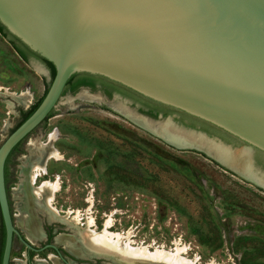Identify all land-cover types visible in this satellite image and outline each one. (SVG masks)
Segmentation results:
<instances>
[{"label": "water", "instance_id": "obj_1", "mask_svg": "<svg viewBox=\"0 0 264 264\" xmlns=\"http://www.w3.org/2000/svg\"><path fill=\"white\" fill-rule=\"evenodd\" d=\"M0 25L53 66L38 104L0 143V264H9L14 237L25 248L39 250L14 226L4 161L54 109L67 79L77 75L103 78L171 111L152 120L158 130L168 125L176 137H201L229 152L238 145L236 151L245 154L261 184L199 148L176 147L199 150L264 190V170L254 163L258 156L264 166V0H0ZM113 97L127 105V99ZM173 111L234 140L179 125ZM131 112L148 125L150 119ZM45 247L62 264H71L53 243Z\"/></svg>", "mask_w": 264, "mask_h": 264}, {"label": "rangeland", "instance_id": "obj_2", "mask_svg": "<svg viewBox=\"0 0 264 264\" xmlns=\"http://www.w3.org/2000/svg\"><path fill=\"white\" fill-rule=\"evenodd\" d=\"M49 79V73H42L34 63L22 62L0 37V143L20 112L41 96ZM5 90L26 94L13 99ZM135 117L119 98H106L84 87L63 93L51 115L20 142L8 162L6 189L20 234L25 236L20 224L24 197L20 189L23 169L29 163L28 144L37 139L45 142L51 134L61 157L46 162V175L38 177L37 183L58 177L60 187L52 204L60 214L66 210L82 214L89 208L93 229L102 230L110 216L111 231L129 233L135 244L165 249L178 242L185 248L184 255L196 258L197 264H264V190L199 150L168 143L136 123ZM155 121L148 120V125L158 130ZM194 139L218 146L201 137ZM235 147L237 152L239 146ZM36 210L30 212L41 231H49L48 241L61 247L71 264H121L69 253L55 238L66 234L74 241L76 226ZM45 237L33 244L41 246ZM23 252L24 246L14 237L10 264L24 260ZM31 253L30 264L41 260L50 264L54 256L50 249Z\"/></svg>", "mask_w": 264, "mask_h": 264}, {"label": "bare ground", "instance_id": "obj_3", "mask_svg": "<svg viewBox=\"0 0 264 264\" xmlns=\"http://www.w3.org/2000/svg\"><path fill=\"white\" fill-rule=\"evenodd\" d=\"M4 92L13 99L21 98L26 94V92L23 91L18 94L9 93L6 90ZM6 105L10 106L9 101ZM134 121L143 127L149 128L141 119H135ZM167 129L169 130L168 125H162V129L158 131L150 128V130L169 143L175 146H194L199 148L237 174L253 179L261 184V180L254 177L251 173L244 153L242 154V152H240L241 155H238L237 152H229L220 146L212 147L210 144L195 139L188 140L179 138L169 133ZM53 140L50 134L48 140L45 142L38 141L37 139L35 142H30L28 144L29 163L23 169L24 177L20 189L24 194L21 202L22 212L20 213V224L26 238L30 242H33L43 235L38 220L34 218L30 212L33 208V211L37 209L45 212L50 219L56 218L67 222L69 225L76 226L77 236L75 235L76 239L74 241L72 240L73 238L66 234H60L55 238L57 243L75 256H99L114 260L121 264H197L195 261L196 258L189 259L184 255L185 248L180 247L179 244H177L178 242H176L171 249H165L159 246L135 244L130 239L129 233L111 231L109 229L111 227L110 216L106 217L107 220L102 230L93 229L95 223L93 218L88 215L89 208L82 214H80L79 211L70 210H66L60 214V211L52 204L54 194L60 187L58 177L53 181L42 180L39 185L37 183L38 177L46 175V162L49 159L59 160L61 157L54 149ZM91 199L92 198H89L87 200L89 207L92 203ZM57 259L56 256L51 257L53 264H60ZM38 263L45 264V261L41 260Z\"/></svg>", "mask_w": 264, "mask_h": 264}, {"label": "trees", "instance_id": "obj_4", "mask_svg": "<svg viewBox=\"0 0 264 264\" xmlns=\"http://www.w3.org/2000/svg\"><path fill=\"white\" fill-rule=\"evenodd\" d=\"M0 33H2V35H6V32L4 30V28L0 25ZM10 41L12 42V44H14V49L16 50V52H18V54L20 55V57L22 59L25 60V55H24V50L26 51V48H24L22 45H20L18 42H16V40L10 36ZM15 42L19 45V46H22L21 48L17 45H15ZM34 56H36L35 54H33ZM37 58H39L41 60V62L44 64V66L46 67V69L48 70V73H49V78L51 79L52 75H53V66L47 62L46 60L36 56ZM49 79V81H50ZM94 80H95V76H88V75H77L75 77H72L70 79H67L66 83H65V86L63 88V92L62 93H65V92H73L75 91L79 86H87V87H90L92 88L93 87V84H94ZM99 81L101 82V88L104 92H106L107 94L110 93L111 89L114 88L120 92H123L124 94H127V95H130L132 97H135L141 101H143L144 103L147 104L148 108H147V112L148 114L152 115V116H155V113L162 109L163 110V114H166L168 112V110L161 106H158L157 104L149 101V100H146V99H143V98H140V96H137L135 94H133V92L125 89V88H122L121 86H118V85H113L111 84L109 81L107 82V80H103V78H99ZM48 86V83L45 85L44 89H43V92L41 94V96L35 101L33 102L26 110L24 111H21L20 114H19V118L18 120L16 121V123L14 124L13 128L15 126H17L34 108L35 106L38 104V102L40 101L41 97L43 96L46 88ZM52 111H50L47 116L44 118V120L46 118H48L50 115H51ZM43 120V121H44ZM42 121V122H43ZM41 122V123H42ZM192 123V122H190ZM202 127L203 129L205 130H210L211 128L209 126H207L206 124H202ZM12 128V129H13ZM223 137L225 139L226 136L223 135ZM22 141V140H21ZM20 141V142H21ZM20 142H18L11 150L10 152L8 153L5 161H4V167H3V175H4V182L6 183L7 181V174H8V162H9V156L12 155L13 152H15V150L18 148V145L20 144ZM256 160L258 163H260L262 160H260V158L258 156H256ZM262 163V162H261ZM50 236V235H49ZM2 246H3V227H2V224H1V220H0V257H1V252H2ZM31 256V253L29 252L28 253V259L30 258Z\"/></svg>", "mask_w": 264, "mask_h": 264}, {"label": "flooded vegetation", "instance_id": "obj_5", "mask_svg": "<svg viewBox=\"0 0 264 264\" xmlns=\"http://www.w3.org/2000/svg\"><path fill=\"white\" fill-rule=\"evenodd\" d=\"M0 37L1 38H3L5 41H6V43L10 46V48L14 51V53L16 54V56L22 61V62H24V63H30V62H34V61H36V62H39L40 64H42V65H44L42 62H41V60L39 59V58H37L36 56H34L32 53H30L27 49H26V51H25V49H23L24 50V55H25V60L24 59H22L21 57H20V55L18 54V52H16V50L14 49V44H12V42L10 41V37L9 36H6V35H2V33H0ZM15 45H17V46H19L16 42H15ZM20 48L22 47V46H19ZM103 80H105V79H103ZM106 81V80H105ZM108 82V81H107ZM112 84V83H111ZM101 82L99 81V77H95V80H94V84H93V87L92 88H90V87H87V86H79V87H84V88H87L88 90H91V91H93V90H95V91H97V92H99V94L100 95H102V96H104V97H106V98H110V97H113V95H118V96H120V97H122V98H125V99H127V105H128V107H130L131 109H133L134 110V112L136 113V114H141V115H143V116H145L147 119H150V120H153L154 118H156V116L157 115H161V116H166V115H168V114H171L172 112L171 111H169L168 110V112L166 113V114H163V110L162 109H160V110H158L156 113H155V116H152V115H150V114H148V112H147V108H148V106H147V104L146 103H144L143 101H141V100H139V99H137V98H135V97H132V96H130V95H127V94H124L123 92H120V91H118V90H116V89H114V88H112L111 89V91H110V93L109 94H107L106 92H104L103 90H102V88H101ZM114 85V84H113ZM166 110V109H165ZM174 112V111H173ZM173 118V120L177 123V124H179V125H182V126H185V127H190V128H197V129H199V130H201V131H204L207 135H216V136H218L219 138H221L223 141H226L227 139H225L224 137H223V135H221V134H223V133H220V131H217L216 129H213V128H211L210 130H205V129H203V127H202V124L201 123H199V122H196V121H194V120H191V119H188L187 117H185L183 114H181V113H179V112H174V116L172 117ZM190 122H192V123H190ZM224 136H226L225 134H224ZM227 138L229 139V140H227V142L228 141H233L234 139H232V138H230V137H228V135H227ZM10 157H11V155L9 156V160H10ZM7 178H8V174H7ZM7 182V181H6ZM5 188H6V183H5ZM6 193H7V189H6ZM7 197H8V195H7ZM8 203H9V198H8ZM9 207H10V204H9ZM42 233L44 234V235H46L47 234V238L45 237V242L44 243H42L41 244V246H35L33 243L31 244L34 248H36V249H39L38 251H41V250H43V249H50L53 253L55 252L54 250H52L51 248H49V247H45V248H42L45 244H47V243H51V242H49L48 241V239H49V231L46 229L45 231H42ZM49 234V235H48ZM22 235V234H21ZM23 236V235H22ZM22 244V243H21ZM23 245V244H22ZM24 246V245H23ZM24 248H25V246H24ZM40 248H42V249H40ZM58 248V247H57ZM61 247L60 248H58V250L60 251V253H61ZM38 251H32V250H29V249H27V248H25V252H23V254H21L22 255V257H24V254H26V257L25 258H23L24 260H25V263L26 264H30L31 263V256H32V253L31 252H38ZM31 253V256H30V258L28 259V253ZM61 255H62V253H61ZM63 256V255H62ZM57 258V257H56ZM37 259H32V261H36ZM60 262V261H59ZM61 263V262H60ZM62 264V263H61Z\"/></svg>", "mask_w": 264, "mask_h": 264}, {"label": "crops", "instance_id": "obj_6", "mask_svg": "<svg viewBox=\"0 0 264 264\" xmlns=\"http://www.w3.org/2000/svg\"><path fill=\"white\" fill-rule=\"evenodd\" d=\"M22 256V255H21ZM16 261V260H15ZM46 261V260H45ZM12 262V260L11 259H9V264ZM24 264V260H22L21 258L18 260V261H16V262H14L15 264H22V263ZM59 262V261H58ZM60 263V262H59ZM47 264H48V262H47ZM50 264H53V262L52 261H50ZM61 264V263H60Z\"/></svg>", "mask_w": 264, "mask_h": 264}]
</instances>
